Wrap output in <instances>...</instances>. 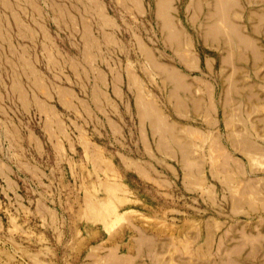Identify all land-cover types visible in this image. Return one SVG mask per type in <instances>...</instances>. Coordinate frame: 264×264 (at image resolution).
<instances>
[{
    "label": "rangeland",
    "instance_id": "obj_1",
    "mask_svg": "<svg viewBox=\"0 0 264 264\" xmlns=\"http://www.w3.org/2000/svg\"><path fill=\"white\" fill-rule=\"evenodd\" d=\"M0 264H264V0H0Z\"/></svg>",
    "mask_w": 264,
    "mask_h": 264
}]
</instances>
